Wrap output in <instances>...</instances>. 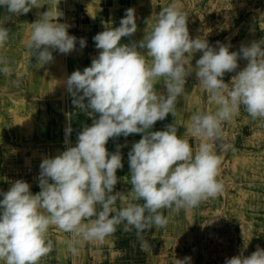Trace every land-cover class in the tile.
I'll use <instances>...</instances> for the list:
<instances>
[{
  "label": "clouds",
  "instance_id": "obj_1",
  "mask_svg": "<svg viewBox=\"0 0 264 264\" xmlns=\"http://www.w3.org/2000/svg\"><path fill=\"white\" fill-rule=\"evenodd\" d=\"M43 5L42 0H0L7 13L0 18V48L11 32L4 23ZM62 15L57 8H48L31 23L26 46L35 57L33 67L53 62V51L69 54L76 48L70 25L58 22ZM154 16L150 30L135 41L131 39L137 32L135 9H126L119 27L93 37L100 51L91 65L67 77L73 105L84 113L99 114L98 118L82 127L75 146L68 140L71 124L66 126V150L40 164L39 192L33 194L23 179L0 191V264H39L53 251L52 227L70 234L66 245L73 256L79 254L82 242H103L122 224L125 232L135 230L142 248L151 247L143 234L167 226L168 216L162 210L193 209L224 191L219 152L232 146L225 142L223 125L240 114L241 106L252 119H264V39L229 51L230 44L217 41L213 47L204 38H190L188 16L178 0ZM124 37L129 43L121 42ZM78 43L81 49L86 47L85 38ZM197 52L202 55L195 67L186 63ZM240 59L247 65L236 72ZM0 65V73L11 74L6 57H0ZM232 72L236 75L230 86L223 77ZM193 73L209 102L218 106L215 112L190 116L186 133L198 139L195 149L184 135L178 137L175 123L162 131L151 130L157 121L175 115L178 97ZM161 81L166 93L155 88ZM131 134H142L132 144L128 162L131 192L143 203L116 209L121 193H114V187L116 172L123 168V146L109 153L106 144L110 138ZM176 264H191V257L177 259ZM225 264H264V248L257 246L247 256L241 251L226 258Z\"/></svg>",
  "mask_w": 264,
  "mask_h": 264
},
{
  "label": "rangeland",
  "instance_id": "obj_2",
  "mask_svg": "<svg viewBox=\"0 0 264 264\" xmlns=\"http://www.w3.org/2000/svg\"><path fill=\"white\" fill-rule=\"evenodd\" d=\"M173 0H42L41 8H33L29 13L11 17L4 26L11 29L9 40L0 48V57H6L11 74L0 73V191H7L16 180L23 179L30 184L33 194L40 191L38 177L40 164L46 157H54L66 150L65 128L73 129L68 140L75 146L77 134L84 125L91 126L99 114H87L77 109L66 90L65 82L75 70L91 65L99 51L93 37L106 28L119 27L125 10L134 8L137 32L131 38L139 41L145 31L155 23L154 14L167 7ZM187 13V27L190 38H204L213 47L217 41L230 44L229 51H238L242 44L264 39V0H178ZM57 10L63 15L58 22L70 25L69 35L77 38L76 48L69 54L53 51L54 61L37 69L36 60L27 49L31 34V23L48 10ZM7 13L0 8V18ZM152 17V18H151ZM149 24L146 21L148 19ZM79 38L86 39V47H79ZM129 43V38L121 39ZM202 53H193L186 63L195 67ZM238 69L247 65L246 60H238ZM2 67V65H0ZM236 72L225 73L223 80L231 86ZM195 73L187 78L183 96L178 97L175 115L170 113L164 120L157 121L152 131H162L168 124L175 123L177 135L189 139L195 149L198 139L186 133L190 116L198 111L215 112L217 105L209 102L207 94L198 85ZM157 91L165 92L163 82L155 85ZM225 142L232 148L219 152L221 157L219 179L224 191L218 197L200 204L195 227L202 233L199 245L206 243L214 232L238 239L249 251L256 250L257 244L264 248V119H252L243 106L240 114L223 125ZM142 134L128 137L110 138L106 144L109 153H122L123 168L116 172L118 182L114 193L120 192L116 209L128 203H143L135 200L131 192L128 152L132 144L139 141ZM234 149V150H233ZM3 197L0 196V199ZM242 224H244L242 226ZM120 225L115 234L120 236V244L132 254L141 257V240L135 230L125 232ZM219 230V231H217ZM253 239L242 240L239 232ZM61 234L62 231L56 230ZM155 233L146 230L144 237ZM66 240L70 238L65 233ZM64 236L55 242L53 251H63ZM200 246V247H201ZM204 246V245H203ZM201 249V248H200ZM252 253V252H251ZM53 262L61 261L58 256Z\"/></svg>",
  "mask_w": 264,
  "mask_h": 264
},
{
  "label": "crops",
  "instance_id": "obj_3",
  "mask_svg": "<svg viewBox=\"0 0 264 264\" xmlns=\"http://www.w3.org/2000/svg\"><path fill=\"white\" fill-rule=\"evenodd\" d=\"M168 216V224L164 229H155V233L145 236L151 247H143L141 257H137L120 244V236L113 234L105 241L82 242L78 245L79 254L73 256L67 250L52 251L43 257L39 264H176L177 259L186 256L191 257V264H203L201 260V245H199L202 233L195 227L198 208L180 210H162ZM244 224H242L243 226ZM58 228L49 230V237L58 242L59 237L65 238V232L57 234ZM242 240L253 239L241 231L237 234ZM66 242V241H65ZM61 257V261L53 262L55 257Z\"/></svg>",
  "mask_w": 264,
  "mask_h": 264
},
{
  "label": "built area",
  "instance_id": "obj_4",
  "mask_svg": "<svg viewBox=\"0 0 264 264\" xmlns=\"http://www.w3.org/2000/svg\"><path fill=\"white\" fill-rule=\"evenodd\" d=\"M203 245L201 246V260L203 264H225L226 258L239 255L241 251L244 252L245 256L255 251H249L247 246L238 239L229 238L225 234L218 232L209 235L206 243ZM257 245L259 246L260 244Z\"/></svg>",
  "mask_w": 264,
  "mask_h": 264
}]
</instances>
